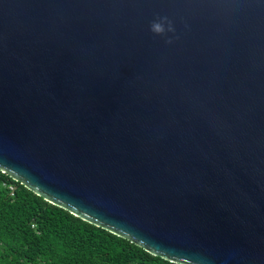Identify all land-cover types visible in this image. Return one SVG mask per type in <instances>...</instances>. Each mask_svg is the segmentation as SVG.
Here are the masks:
<instances>
[{"label": "water", "instance_id": "obj_1", "mask_svg": "<svg viewBox=\"0 0 264 264\" xmlns=\"http://www.w3.org/2000/svg\"><path fill=\"white\" fill-rule=\"evenodd\" d=\"M0 171L164 261L264 264V0H0Z\"/></svg>", "mask_w": 264, "mask_h": 264}, {"label": "trees", "instance_id": "obj_2", "mask_svg": "<svg viewBox=\"0 0 264 264\" xmlns=\"http://www.w3.org/2000/svg\"><path fill=\"white\" fill-rule=\"evenodd\" d=\"M0 264H173L36 196L0 171Z\"/></svg>", "mask_w": 264, "mask_h": 264}, {"label": "clouds", "instance_id": "obj_3", "mask_svg": "<svg viewBox=\"0 0 264 264\" xmlns=\"http://www.w3.org/2000/svg\"><path fill=\"white\" fill-rule=\"evenodd\" d=\"M168 23L166 18L160 19L159 21H155L150 25V31L156 36H163L166 32L165 24ZM173 29L171 24L168 23L167 31L171 32ZM167 43H171V41H166Z\"/></svg>", "mask_w": 264, "mask_h": 264}]
</instances>
